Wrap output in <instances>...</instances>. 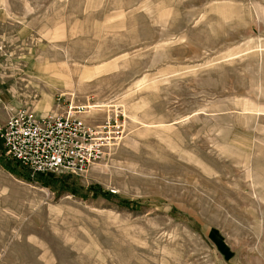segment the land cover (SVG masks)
Wrapping results in <instances>:
<instances>
[{
  "label": "rangeland",
  "instance_id": "1",
  "mask_svg": "<svg viewBox=\"0 0 264 264\" xmlns=\"http://www.w3.org/2000/svg\"><path fill=\"white\" fill-rule=\"evenodd\" d=\"M44 91L124 137L81 175L0 138V264H264V0H0V125Z\"/></svg>",
  "mask_w": 264,
  "mask_h": 264
},
{
  "label": "built area",
  "instance_id": "2",
  "mask_svg": "<svg viewBox=\"0 0 264 264\" xmlns=\"http://www.w3.org/2000/svg\"><path fill=\"white\" fill-rule=\"evenodd\" d=\"M57 102L58 108L44 116L28 108L13 112L0 125V138L7 155L33 174H85L122 141L121 113L91 124L86 120L90 106L76 104L64 94Z\"/></svg>",
  "mask_w": 264,
  "mask_h": 264
},
{
  "label": "crops",
  "instance_id": "3",
  "mask_svg": "<svg viewBox=\"0 0 264 264\" xmlns=\"http://www.w3.org/2000/svg\"><path fill=\"white\" fill-rule=\"evenodd\" d=\"M36 68L40 69V71L43 72H48V80L50 83H55L54 81L61 80L63 79V76H67L70 73V67L67 62H60V63H49L48 61L45 62H39L38 64L35 65ZM74 94V93H71ZM87 102L91 101H86L84 105H87ZM92 103V102H91ZM53 104V95L49 92H43V98H41L38 103L36 104L34 111L39 115V116H44L46 115L49 110L51 109V106ZM91 109L87 111L88 115L94 116L101 110H95L93 106H90ZM0 188H1V182H0Z\"/></svg>",
  "mask_w": 264,
  "mask_h": 264
},
{
  "label": "trees",
  "instance_id": "4",
  "mask_svg": "<svg viewBox=\"0 0 264 264\" xmlns=\"http://www.w3.org/2000/svg\"><path fill=\"white\" fill-rule=\"evenodd\" d=\"M4 165H5L6 168H8L9 170H11L12 172H15L17 170V166L16 165L19 166V162H16V165H15L16 167L13 166V165H11L10 162H4ZM40 174L43 175L44 173H40ZM48 174H51V173H48Z\"/></svg>",
  "mask_w": 264,
  "mask_h": 264
},
{
  "label": "bare ground",
  "instance_id": "5",
  "mask_svg": "<svg viewBox=\"0 0 264 264\" xmlns=\"http://www.w3.org/2000/svg\"><path fill=\"white\" fill-rule=\"evenodd\" d=\"M39 116V115H38Z\"/></svg>",
  "mask_w": 264,
  "mask_h": 264
}]
</instances>
